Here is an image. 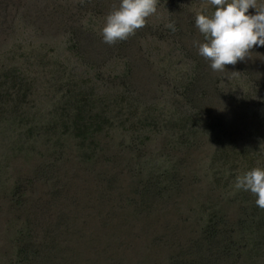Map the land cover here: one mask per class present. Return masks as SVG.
Masks as SVG:
<instances>
[{
  "label": "rangeland",
  "instance_id": "rangeland-1",
  "mask_svg": "<svg viewBox=\"0 0 264 264\" xmlns=\"http://www.w3.org/2000/svg\"><path fill=\"white\" fill-rule=\"evenodd\" d=\"M119 3L0 0V264H189L197 256L166 243L182 235L167 228L224 205L245 208L243 246L204 264H264V209L235 187L264 169V46L214 72L194 44L209 0H158L144 28L109 45ZM78 116L109 125L84 141ZM176 172L189 189L176 216L154 211L147 233L126 222L136 187L170 186Z\"/></svg>",
  "mask_w": 264,
  "mask_h": 264
},
{
  "label": "clouds",
  "instance_id": "clouds-1",
  "mask_svg": "<svg viewBox=\"0 0 264 264\" xmlns=\"http://www.w3.org/2000/svg\"><path fill=\"white\" fill-rule=\"evenodd\" d=\"M215 7L209 16L197 14L195 24L204 42L195 41L198 54L210 61L214 72H225L250 56L255 46H264V6L257 0H209ZM158 0H120L102 28L103 42L113 45L127 40L146 26L147 18L156 13ZM255 9V14H249ZM175 31L174 25H169ZM237 189L250 190L257 196L256 205L264 209V169L254 168L237 178Z\"/></svg>",
  "mask_w": 264,
  "mask_h": 264
},
{
  "label": "trees",
  "instance_id": "trees-1",
  "mask_svg": "<svg viewBox=\"0 0 264 264\" xmlns=\"http://www.w3.org/2000/svg\"><path fill=\"white\" fill-rule=\"evenodd\" d=\"M108 125L109 120L104 118L103 120L98 117L86 119L83 116H78L74 123V128L76 135L85 141L87 138H93L94 140V138ZM182 179L183 177H180V174L176 172L173 173L172 184H170V186L162 188L159 185V181L150 180L142 185V187H136V197H128L129 201L122 209V214L126 219L131 217L132 222L137 219L143 221L142 228L146 233L148 232L147 230L151 228L149 219L154 211H163L162 214L165 219L172 220V215L176 216V210H178L176 209L177 205L180 204V201L181 204L184 203L182 200L185 201L184 197L186 193L189 192V189L182 182ZM162 204L165 205L162 206ZM171 204H175V206H171ZM231 208L232 205H224L222 209L219 210L216 218L210 219L208 222L198 221L193 229H184L185 231L182 233H180L181 229L178 224H175L174 229H171L170 232L168 226L171 221H169L166 224L168 233H173L174 236L175 234L182 235L176 240L168 239L166 243H170V245L175 248L181 247L180 252L182 255L195 254L197 258L190 259L187 262L189 264L213 263L231 258L236 254V251L240 250L243 246L235 237L237 238L246 230L249 222L245 208L235 213L231 211ZM179 216L182 217V213H179ZM155 218H158V216ZM188 218V216L185 217L183 222H187ZM126 222H129V219ZM153 237L155 242L158 239H162L155 236ZM185 237L186 242L182 239ZM25 252V249H23L21 253ZM181 254L177 253L176 256ZM27 256L28 255L25 257L26 262L28 260ZM30 263L32 264L31 260Z\"/></svg>",
  "mask_w": 264,
  "mask_h": 264
}]
</instances>
